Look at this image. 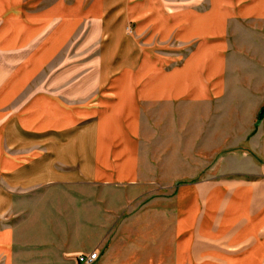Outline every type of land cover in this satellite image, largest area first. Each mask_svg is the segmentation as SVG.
Segmentation results:
<instances>
[{
    "label": "crops",
    "instance_id": "crops-1",
    "mask_svg": "<svg viewBox=\"0 0 264 264\" xmlns=\"http://www.w3.org/2000/svg\"><path fill=\"white\" fill-rule=\"evenodd\" d=\"M243 41L264 46V0H0V264H264V54ZM175 102L249 105L256 155L161 197L141 114Z\"/></svg>",
    "mask_w": 264,
    "mask_h": 264
},
{
    "label": "rangeland",
    "instance_id": "rangeland-1",
    "mask_svg": "<svg viewBox=\"0 0 264 264\" xmlns=\"http://www.w3.org/2000/svg\"><path fill=\"white\" fill-rule=\"evenodd\" d=\"M166 1L182 6L187 0ZM243 42L245 50L251 44L252 52L264 54L262 42H257L258 45ZM219 107L218 119L211 120L217 112L215 106L185 102L144 105L138 140L140 166L143 182L161 185V197L168 198L171 187L179 182L210 176L227 177L232 171L246 167L247 158L256 155L257 150L251 145L255 114L247 110L249 105L223 104ZM240 107L244 110H238ZM258 115L257 120H260L262 117ZM69 190L72 189H55L58 192ZM79 191L98 193L101 189L81 187ZM6 204L4 202L0 208V226L9 224ZM21 212L22 207L17 209V213Z\"/></svg>",
    "mask_w": 264,
    "mask_h": 264
},
{
    "label": "built area",
    "instance_id": "built-area-1",
    "mask_svg": "<svg viewBox=\"0 0 264 264\" xmlns=\"http://www.w3.org/2000/svg\"><path fill=\"white\" fill-rule=\"evenodd\" d=\"M127 31H129V28H127ZM77 261L81 264H90L97 258V253L95 251L90 253H79L77 256Z\"/></svg>",
    "mask_w": 264,
    "mask_h": 264
},
{
    "label": "trees",
    "instance_id": "trees-1",
    "mask_svg": "<svg viewBox=\"0 0 264 264\" xmlns=\"http://www.w3.org/2000/svg\"><path fill=\"white\" fill-rule=\"evenodd\" d=\"M264 113V107L260 110L258 117L261 118Z\"/></svg>",
    "mask_w": 264,
    "mask_h": 264
}]
</instances>
